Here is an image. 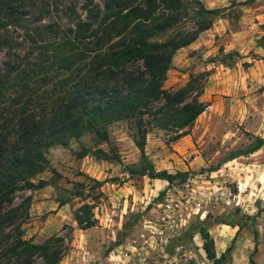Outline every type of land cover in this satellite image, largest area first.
Here are the masks:
<instances>
[{"label": "rangeland", "instance_id": "rangeland-1", "mask_svg": "<svg viewBox=\"0 0 264 264\" xmlns=\"http://www.w3.org/2000/svg\"><path fill=\"white\" fill-rule=\"evenodd\" d=\"M23 1L27 17L39 15L49 2L55 9L56 1V13L42 15V22L54 18L67 25L59 12L64 4L72 3L83 15L81 0ZM199 2L215 8L205 13L208 27L214 24L215 29L212 25L198 43L175 49L162 87L174 90L189 81L190 93L201 88L198 99L206 105L182 135L172 138L176 129L151 124L144 139L156 170L183 174L168 182L130 173L126 167L137 165L139 151L128 122L115 120L106 126L108 143L83 133L65 145L48 146L46 168L35 177L50 183L14 191L13 203L29 196L20 224L23 237L41 242L62 236L68 244L56 264H211L199 228L209 232L217 252L233 238L220 264H234L237 258L249 264V257L251 264H264V143L250 149L264 135V0ZM198 4L187 0L186 14L176 26L195 29ZM32 25L25 20L12 31L7 26L16 45L0 47V66L8 53L27 50L23 35ZM81 145L88 151L76 156ZM95 148L117 152L120 161L93 154ZM90 178L102 180L103 195L95 199L85 198L86 186L78 184L91 183ZM76 188L83 193L72 195ZM83 200L92 202L96 221L82 229L73 210Z\"/></svg>", "mask_w": 264, "mask_h": 264}, {"label": "trees", "instance_id": "trees-1", "mask_svg": "<svg viewBox=\"0 0 264 264\" xmlns=\"http://www.w3.org/2000/svg\"><path fill=\"white\" fill-rule=\"evenodd\" d=\"M81 1L83 15L72 3L60 8L67 24L62 25L54 18L39 21L56 10V1L55 9L49 2L39 15L27 17L23 0H0V47L15 48L7 26L12 31L22 21L33 23L23 35L30 45L27 50L8 53L0 66V264H56L68 248L62 236L41 242L23 237L20 224L29 196L13 203L15 190L50 183L49 178L35 177L46 168L48 146L65 145L70 137L83 133L94 142L108 143L106 126L126 120L139 151L137 165L126 169L170 182L183 172L156 170L144 151L145 134L152 124L176 129L172 136L176 138L206 105L198 99L201 88L190 93L189 81L174 90L162 87V82L175 49L210 25L205 13L215 8L195 0L199 3L196 28L183 30L176 22L185 16L187 0ZM260 26L264 28V23ZM171 28V34L160 38ZM262 143L264 135L256 137L250 149ZM87 151L81 145L74 153L82 156ZM92 153L120 161L112 150L95 148ZM90 179L88 184L78 182L86 186L84 194L83 188H76L72 195L92 199L103 195L102 180ZM92 206L83 200L73 210L78 228L95 223ZM198 232L211 264H220L233 238L216 256L209 232L204 228ZM248 261L251 264L252 258Z\"/></svg>", "mask_w": 264, "mask_h": 264}, {"label": "crops", "instance_id": "crops-1", "mask_svg": "<svg viewBox=\"0 0 264 264\" xmlns=\"http://www.w3.org/2000/svg\"><path fill=\"white\" fill-rule=\"evenodd\" d=\"M212 25H213L212 30H214V29H215V27H214L215 25H214V24H211V26H212ZM211 26L208 27V28H206V29H203V30L199 31L198 34H197V36H196V38H194V40H192L190 43H188V44H187V47H189L190 45H193V44H191V43H198V42H199V39L202 37L203 33H205V31H207V30H211ZM193 47H195V45H194ZM229 243H230V242H229ZM229 243H228V244H229ZM228 244H225V245L227 246ZM226 246H225V247H226ZM225 247H224V248H225ZM223 250H224V249L220 250V252H217L216 250H214L215 255H216V256L219 255V253H221ZM240 260H241V259H239V258L235 259L234 264H239V263H240ZM236 261H238V263H237Z\"/></svg>", "mask_w": 264, "mask_h": 264}]
</instances>
